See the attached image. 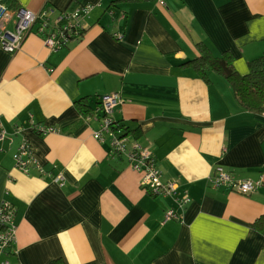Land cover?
I'll use <instances>...</instances> for the list:
<instances>
[{"label": "crops", "instance_id": "0c3cea01", "mask_svg": "<svg viewBox=\"0 0 264 264\" xmlns=\"http://www.w3.org/2000/svg\"><path fill=\"white\" fill-rule=\"evenodd\" d=\"M92 3L83 34L52 50L34 27L9 53L0 40V205L17 207L10 264H264V114L243 109L215 71L201 78L187 61L204 42L232 51L235 67L264 52V0H0L15 12L62 11ZM120 37H119V36ZM118 94L114 122L138 128L128 138L156 160L162 181L190 202L143 188V172L115 156L111 135L98 139L95 110ZM85 98L91 112L76 101ZM94 114H96L94 116ZM93 116L87 121L86 117ZM41 127L57 131L41 133ZM26 142L44 173L26 174L14 155ZM223 166L261 181L251 194L214 188ZM62 176L63 179H60ZM174 210L178 217L164 222Z\"/></svg>", "mask_w": 264, "mask_h": 264}, {"label": "built area", "instance_id": "2783aa9c", "mask_svg": "<svg viewBox=\"0 0 264 264\" xmlns=\"http://www.w3.org/2000/svg\"><path fill=\"white\" fill-rule=\"evenodd\" d=\"M94 4H83L72 11H62L58 16L60 26H57L52 32L48 33V27L51 23L50 13L54 8L50 7L41 12H34L27 8H18L15 12V22L13 29L5 28L4 24L9 18L8 8L0 6V40L2 47L9 53H15L20 50L28 33L36 27V32L45 36V45L52 50H59L66 47L72 40L80 37L83 33V18L88 16L93 10ZM119 36V35H118ZM120 37V36H119ZM121 104V98L118 94L105 96L99 107L95 110L102 114L101 130L95 132L98 139H103V133L111 135V146L115 156H125L130 162L131 168L143 172V188L155 195H171L175 197L180 206L185 207L190 202L187 194L180 195L177 187L173 183H164L162 181V171L157 160L147 151L142 149L141 145L132 143L127 136H122L115 127L117 123L111 118L115 109ZM96 114H94L95 116ZM93 116L86 117L89 121ZM41 133H50L57 131L53 127H41ZM12 141L13 138L8 135L4 125L0 121V142ZM131 145V146H130ZM17 166L26 174H31L33 169L44 173L36 159L33 158L29 146L23 142L18 152L14 155ZM63 179L62 176H59ZM211 185L218 189L227 187L241 194H251L262 184L261 181L252 179H237L232 173L223 166H218L215 174L210 178ZM16 215L17 207L10 202H3L0 205V264H10V261L3 257L8 248L16 243ZM172 218H180L174 210H168L164 214V222ZM11 251L9 254H15Z\"/></svg>", "mask_w": 264, "mask_h": 264}, {"label": "trees", "instance_id": "16d2710c", "mask_svg": "<svg viewBox=\"0 0 264 264\" xmlns=\"http://www.w3.org/2000/svg\"><path fill=\"white\" fill-rule=\"evenodd\" d=\"M126 2H147L151 0H121ZM84 31V30H83ZM83 34V33H82ZM198 55L184 63L191 65L197 74L209 79V72L215 71L225 77L233 86L239 105L252 113L264 114V52L248 62V72L241 74L235 67V55L232 51H226L216 55L204 42L197 44ZM85 98L76 101L84 114L91 111L89 104L84 102ZM115 129L123 136L138 132V128L127 125H117ZM131 142L133 140L130 139ZM253 228L264 235V216L253 223Z\"/></svg>", "mask_w": 264, "mask_h": 264}, {"label": "rangeland", "instance_id": "374dc122", "mask_svg": "<svg viewBox=\"0 0 264 264\" xmlns=\"http://www.w3.org/2000/svg\"><path fill=\"white\" fill-rule=\"evenodd\" d=\"M131 146V145H130Z\"/></svg>", "mask_w": 264, "mask_h": 264}]
</instances>
